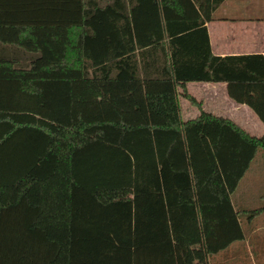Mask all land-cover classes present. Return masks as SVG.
<instances>
[{"label": "trees", "instance_id": "obj_1", "mask_svg": "<svg viewBox=\"0 0 264 264\" xmlns=\"http://www.w3.org/2000/svg\"><path fill=\"white\" fill-rule=\"evenodd\" d=\"M219 1L0 0V42L38 52L0 58V234L28 250L0 264H206L243 238L230 193L264 134L177 102L223 81L264 123L263 54L210 51Z\"/></svg>", "mask_w": 264, "mask_h": 264}, {"label": "crops", "instance_id": "obj_2", "mask_svg": "<svg viewBox=\"0 0 264 264\" xmlns=\"http://www.w3.org/2000/svg\"><path fill=\"white\" fill-rule=\"evenodd\" d=\"M204 24L213 54L260 52L264 56V0H220L211 11V18ZM37 55L38 52L0 42V58L10 59L14 68L27 69L31 59ZM184 86L195 102H189L180 93V87H177V102L182 120L194 117L199 110H204L230 118L250 135L264 134V123L245 104L235 102L227 95L223 81L188 80ZM4 228L25 227L10 224ZM9 234H0L1 245L5 246L0 248V256L15 260L21 258L22 254H27L28 250H21L20 245L15 247L13 243L17 239ZM40 254L44 255V252Z\"/></svg>", "mask_w": 264, "mask_h": 264}, {"label": "rangeland", "instance_id": "obj_3", "mask_svg": "<svg viewBox=\"0 0 264 264\" xmlns=\"http://www.w3.org/2000/svg\"><path fill=\"white\" fill-rule=\"evenodd\" d=\"M263 190L264 153L258 148L230 193L232 206L238 212L243 238L208 254L206 264H264V209L254 215L246 212L262 205Z\"/></svg>", "mask_w": 264, "mask_h": 264}]
</instances>
